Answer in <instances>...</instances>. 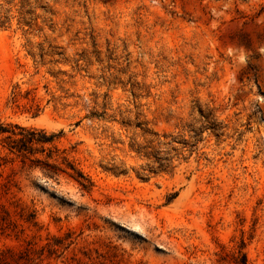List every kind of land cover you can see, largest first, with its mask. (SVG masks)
<instances>
[{"label":"rangeland","instance_id":"374dc122","mask_svg":"<svg viewBox=\"0 0 264 264\" xmlns=\"http://www.w3.org/2000/svg\"><path fill=\"white\" fill-rule=\"evenodd\" d=\"M122 121L196 150L151 172ZM240 253L264 264V0H0V264Z\"/></svg>","mask_w":264,"mask_h":264},{"label":"trees","instance_id":"16d2710c","mask_svg":"<svg viewBox=\"0 0 264 264\" xmlns=\"http://www.w3.org/2000/svg\"><path fill=\"white\" fill-rule=\"evenodd\" d=\"M86 117L90 120H106L107 118L105 112L98 113L96 111H92ZM111 121L116 122L115 119H111ZM198 121L201 122V125L196 130H193L195 137L200 136L201 139L203 132L206 130H212L216 136L221 134L219 130L222 129V126L216 122V119L211 112L204 113L201 109H199ZM119 124L125 128H133L135 131L139 130L140 136L143 137L145 141L144 143H140L135 151L138 156L157 164V167H150L151 172L160 173L163 171H170V169L174 168L172 163L175 158L179 159L180 156H183V159L187 160L196 150L195 143L190 144L186 139H180L177 141L174 137H171L172 139H168L169 137L166 135H163L164 138H162L157 132L145 127L143 123L130 125L122 121L119 122ZM52 139L53 135L44 136V140L42 142H50ZM20 141L23 142L22 146H25L26 141H23L22 139ZM175 142L181 145L180 148L174 145ZM186 151H188L187 156H185ZM150 162H148L146 166H149ZM46 165L49 167V169L45 172V174L51 177H54L59 171H65L60 166L55 164L46 163ZM72 177L83 189H90L92 183L81 171H75V175ZM176 195L177 193H174L172 198H174ZM240 256L242 257L240 260L241 263L245 264V255L240 253Z\"/></svg>","mask_w":264,"mask_h":264}]
</instances>
